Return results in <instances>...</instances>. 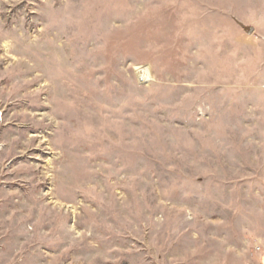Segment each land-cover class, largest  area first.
<instances>
[{
	"label": "rangeland",
	"instance_id": "1",
	"mask_svg": "<svg viewBox=\"0 0 264 264\" xmlns=\"http://www.w3.org/2000/svg\"><path fill=\"white\" fill-rule=\"evenodd\" d=\"M0 264H264V0H0Z\"/></svg>",
	"mask_w": 264,
	"mask_h": 264
},
{
	"label": "water",
	"instance_id": "2",
	"mask_svg": "<svg viewBox=\"0 0 264 264\" xmlns=\"http://www.w3.org/2000/svg\"><path fill=\"white\" fill-rule=\"evenodd\" d=\"M245 29H247L250 33H252L253 32V27H247V26H243Z\"/></svg>",
	"mask_w": 264,
	"mask_h": 264
}]
</instances>
